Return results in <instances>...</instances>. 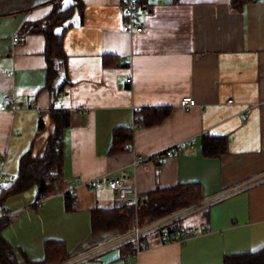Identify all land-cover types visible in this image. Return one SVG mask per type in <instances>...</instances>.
I'll return each instance as SVG.
<instances>
[{"label":"crops","instance_id":"crops-1","mask_svg":"<svg viewBox=\"0 0 264 264\" xmlns=\"http://www.w3.org/2000/svg\"><path fill=\"white\" fill-rule=\"evenodd\" d=\"M55 1L0 0V183L17 175L26 151L46 153L57 109L71 111L63 142L67 190L78 183L69 211L63 191L38 200L33 187L6 200L1 216L12 215L3 236L20 258L43 260L46 241L64 240L73 259L119 237L94 234L91 226L92 209L121 203L117 191L86 183L121 169L139 190L136 213L145 223L165 216L148 220V194L179 185L202 197L190 205L197 216L175 221L180 230L172 240L160 229L146 233L137 257L119 245L75 264H224L264 248V0H142L149 9L142 32L123 29V0H82L65 30L66 68L54 98L46 86V38L21 30L43 20ZM7 93L14 107L1 106ZM186 95L197 102L189 111L180 105ZM157 107L171 112L133 127L138 109ZM121 127L132 129V140L110 153ZM179 144L183 153L133 165L137 155Z\"/></svg>","mask_w":264,"mask_h":264},{"label":"trees","instance_id":"trees-1","mask_svg":"<svg viewBox=\"0 0 264 264\" xmlns=\"http://www.w3.org/2000/svg\"><path fill=\"white\" fill-rule=\"evenodd\" d=\"M241 0H232L234 5H239ZM142 3V0H141ZM83 7L82 0H73V3L65 6L64 0H56L51 12L41 21L25 25L21 33L37 31L43 33L46 38L45 54L47 57V82L54 98L57 96L61 86L58 87V79L66 68L67 55L64 50L65 30L70 19L76 10ZM61 28V30H57ZM20 36H18L19 38ZM20 39V38H19ZM171 112L169 107L142 108L135 114L141 124L152 125L163 121ZM53 119L56 127L53 136L50 138L46 153L37 157L32 150L22 154L19 161L17 175L7 184L0 188V264H59L71 258V253L64 240H48L45 242V258L40 261H32L23 254L20 258L16 247L10 244L3 236L4 228L10 223L8 216L4 213L6 200L15 194L37 189V199L41 200L58 191H63L66 198V209L72 210L73 195L67 190L69 183L63 175L64 167V131L70 125L71 111L68 109H57L53 111ZM132 140V129L130 127L116 128L113 133V142L110 153H118L125 150L126 145ZM219 143L224 142L218 138ZM167 198L165 203L156 205L160 198ZM144 206L152 220L198 203L202 197L197 195L192 185H179L168 189H158L148 194ZM143 200H139L138 208L142 206ZM156 205V206H155ZM138 217V218H137ZM145 224L140 218V211L136 213L133 205L120 203L111 208H94L91 211L92 233L115 232L123 235L131 231L136 222ZM180 230L179 222L171 223L160 229L161 234H176ZM135 243L130 241L123 246L127 250H133ZM224 264H264V248L259 251L227 256Z\"/></svg>","mask_w":264,"mask_h":264},{"label":"built area","instance_id":"built-area-1","mask_svg":"<svg viewBox=\"0 0 264 264\" xmlns=\"http://www.w3.org/2000/svg\"><path fill=\"white\" fill-rule=\"evenodd\" d=\"M123 2H124L123 29L128 32L144 31L146 26L144 23L143 15L148 13L149 9L141 4V0H123ZM15 103H16L15 95L13 93H7L2 98L1 106L4 108H9L10 106L14 107ZM196 103H197L196 99L192 95H186L181 99L180 105L183 107L184 110L189 111L192 107L196 105ZM141 125L142 124L138 121V118L135 114L133 127H140ZM183 149H184L183 144H179L161 153L158 152L152 155H137L132 162L133 165H137L139 163H147V162L159 163L164 156L183 153ZM129 178H130L129 171L126 169H121L119 173L108 171L107 173H104L96 177L95 179L89 180L86 184L89 185L90 187L103 186L108 184L112 189L117 191V194L122 203L127 205H133L135 209H137L140 200V193L135 183L127 182ZM2 186H4V184L0 183V188ZM77 186L78 183L74 184V187L70 188L69 191L71 193H74V190ZM195 210H196L195 206H187L177 210L174 213L165 215L161 218L147 222L145 224H140L138 220H136L135 226L131 231L123 235H120L119 237L111 240L110 242H108L107 244L98 248L95 251H91L90 253L80 255L73 259H69L61 264H75L81 261L82 259L93 255L95 252H100L103 248L106 249L114 246L123 245L130 241L135 243L134 248L131 251V254L137 257L138 254L147 246L142 240L143 236L146 233L166 227L167 225L179 220L180 218H183L184 216ZM11 215H12L11 213L6 214V216L8 217ZM204 229L205 230L210 229V225L206 224ZM174 238H175V234L173 235L166 234L167 240H172Z\"/></svg>","mask_w":264,"mask_h":264},{"label":"rangeland","instance_id":"rangeland-1","mask_svg":"<svg viewBox=\"0 0 264 264\" xmlns=\"http://www.w3.org/2000/svg\"><path fill=\"white\" fill-rule=\"evenodd\" d=\"M34 189H35V188H34ZM33 191H34V190H33ZM23 195H26V194H23ZM12 199H14V198H12ZM34 200H35V198H34ZM10 201H13V200H10ZM4 205H5V204H4ZM6 205L8 206L9 203H7ZM6 205H5V207H6ZM70 205L75 206V200H73V201L71 200V204H70ZM195 211H196V210H195ZM195 211H193V212L187 214L186 216H184L183 219H182V222H185L187 219H189V218H193V217L197 216V213H196ZM16 249H17V252L20 251L19 248L16 247Z\"/></svg>","mask_w":264,"mask_h":264},{"label":"snow or ice","instance_id":"snow-or-ice-1","mask_svg":"<svg viewBox=\"0 0 264 264\" xmlns=\"http://www.w3.org/2000/svg\"><path fill=\"white\" fill-rule=\"evenodd\" d=\"M59 31V30H58Z\"/></svg>","mask_w":264,"mask_h":264}]
</instances>
